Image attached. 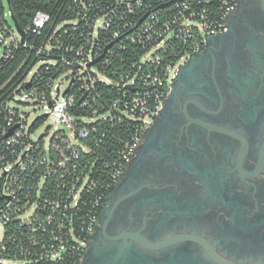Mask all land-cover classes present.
I'll list each match as a JSON object with an SVG mask.
<instances>
[{
	"label": "built area",
	"instance_id": "built-area-1",
	"mask_svg": "<svg viewBox=\"0 0 264 264\" xmlns=\"http://www.w3.org/2000/svg\"><path fill=\"white\" fill-rule=\"evenodd\" d=\"M159 2L73 0L74 16L36 47L22 40L0 0V64L21 48L39 58L0 103V264L78 263L108 191L143 140L152 107L209 37L228 29L238 5ZM50 21V13L36 11L26 35H43ZM54 49L64 50L59 59L51 58ZM59 62L64 71L44 78ZM36 104L60 123L48 141L34 137L35 120L28 122L23 108Z\"/></svg>",
	"mask_w": 264,
	"mask_h": 264
},
{
	"label": "flooded vegetation",
	"instance_id": "flooded-vegetation-1",
	"mask_svg": "<svg viewBox=\"0 0 264 264\" xmlns=\"http://www.w3.org/2000/svg\"><path fill=\"white\" fill-rule=\"evenodd\" d=\"M77 264H264V5L182 66Z\"/></svg>",
	"mask_w": 264,
	"mask_h": 264
},
{
	"label": "trees",
	"instance_id": "trees-1",
	"mask_svg": "<svg viewBox=\"0 0 264 264\" xmlns=\"http://www.w3.org/2000/svg\"><path fill=\"white\" fill-rule=\"evenodd\" d=\"M151 1L155 2L156 6L161 4L159 0ZM9 7L12 15L16 18L23 30H27L31 25L36 11L44 10L50 13L51 21L47 25L43 35L36 36L31 33L26 35L25 39L36 47L47 41L49 38L48 35L55 25L63 23L65 20L71 19L74 16L73 12L68 10L69 7H73V0H10ZM66 25L67 24H65V26ZM63 52L64 50L62 49H54L51 52V58L59 59ZM44 57H47V55L45 54ZM37 61H39V58H36L35 50L32 48H21L16 51L12 60L2 61L0 64V103L8 99L13 93V90H15L17 84L26 77L27 73H29ZM41 67V69H43L44 65ZM56 67H59V70H57ZM56 67L46 70L44 78L56 77L59 72L62 73L64 71V67L60 65V62ZM46 116L48 115L42 114L38 116L35 119L33 128H37L39 121ZM88 160V157L85 158V162ZM101 160L102 159H99L98 162ZM3 180L4 178H0V202L3 201Z\"/></svg>",
	"mask_w": 264,
	"mask_h": 264
},
{
	"label": "rangeland",
	"instance_id": "rangeland-1",
	"mask_svg": "<svg viewBox=\"0 0 264 264\" xmlns=\"http://www.w3.org/2000/svg\"><path fill=\"white\" fill-rule=\"evenodd\" d=\"M4 7L6 11H9V4L7 0H4ZM9 23L12 25V27L15 29V24L10 16H8ZM2 53V50H0V54ZM37 67L34 68V70ZM64 77V76H63ZM27 112H29V118L28 122H32L35 120L38 116L42 115L45 111H48L46 109L45 104H36V105H25L23 107ZM60 127V123L57 121V117L55 114H50L46 116L44 119L39 121V125L36 128V131L34 133V137H42L44 136L46 141L49 140L51 135L53 134V131L55 127Z\"/></svg>",
	"mask_w": 264,
	"mask_h": 264
},
{
	"label": "water",
	"instance_id": "water-1",
	"mask_svg": "<svg viewBox=\"0 0 264 264\" xmlns=\"http://www.w3.org/2000/svg\"><path fill=\"white\" fill-rule=\"evenodd\" d=\"M262 2H263V5H264V0H262ZM163 5H165V4H163ZM13 20H14V22H15V24H16V27H17L19 33H20L21 36H22V40L24 41V40H25V37H26V32H25V30H23V29L21 28V26L19 25V23L17 22V20H16V18H15L14 16H13ZM152 109L155 110L156 108H155V107H152Z\"/></svg>",
	"mask_w": 264,
	"mask_h": 264
}]
</instances>
